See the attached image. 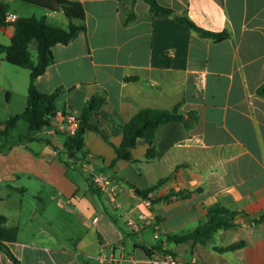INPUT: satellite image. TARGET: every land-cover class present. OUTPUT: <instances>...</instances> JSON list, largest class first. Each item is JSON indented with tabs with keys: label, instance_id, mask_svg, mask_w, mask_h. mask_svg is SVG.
<instances>
[{
	"label": "crops",
	"instance_id": "crops-1",
	"mask_svg": "<svg viewBox=\"0 0 264 264\" xmlns=\"http://www.w3.org/2000/svg\"><path fill=\"white\" fill-rule=\"evenodd\" d=\"M7 1L10 14L33 16L22 13L33 4ZM70 1L83 5L85 30L54 46V62L36 81L41 93L63 88L60 112L78 115L89 98L105 93L116 146L120 125L142 109L180 107L196 120L190 128L182 121L159 126L154 160H146L148 146L139 141L132 151L138 162L120 160L114 170V146L86 132V162L116 174L115 199H100L81 169L85 161L67 158L66 133L51 126L30 133L20 120L9 141H0V215L19 229L8 243L19 264H154L136 245L153 247L167 234L196 228L213 205L236 212L237 224L209 246L188 240L164 248L183 264H264V97L257 93L264 83V0H157L175 15L153 12L144 0ZM43 11L49 24L63 21L62 12ZM176 16L228 37H203ZM14 32L12 24L0 26V44L9 45ZM29 80L28 69L0 57V123L24 112ZM162 179L153 198L171 190L188 196L148 205L141 190ZM0 264L15 263L0 249Z\"/></svg>",
	"mask_w": 264,
	"mask_h": 264
},
{
	"label": "trees",
	"instance_id": "trees-1",
	"mask_svg": "<svg viewBox=\"0 0 264 264\" xmlns=\"http://www.w3.org/2000/svg\"><path fill=\"white\" fill-rule=\"evenodd\" d=\"M41 7L51 12H62L68 20L67 28L51 25L46 17H18L14 22L7 20L10 6L7 0H0V26L12 24L15 32L9 45L0 44V57L7 62L30 71L27 105L21 115L13 116L0 123V141L5 144L12 137L18 122L24 120L28 124L29 132H39L46 126H50L57 112L58 99L63 94V88L56 89L53 93H41L36 86L37 78L54 62L53 48L57 44H68L76 38L80 32L85 30L86 14L83 5L78 1L70 0H20ZM151 11H158L166 15H175L173 10L162 6L157 0H144ZM178 19L188 23L190 27L203 37H209L217 41L227 39L228 33H214L197 27L187 17L176 16ZM135 19V14L128 15V22ZM257 93L264 97V83L258 88ZM106 103V94L98 92L86 101V105L80 114L77 115L79 126L73 135L66 134L65 153L69 160L74 162L87 161L88 151L85 148V134L88 131H95L110 144V126L117 123L114 117L103 111ZM63 116L71 113L69 110H61ZM96 117L98 122L94 123ZM195 117L190 115L186 119L180 107L168 110L153 108L142 109L132 116L126 124L120 125L123 130L122 141L119 145H113L117 158L111 163L109 169L114 170L120 160H127L137 163L133 158L132 151L139 141L147 144L146 160L151 161L156 158V148L154 138L156 129L170 121H182L186 127L190 128ZM112 178L116 174L110 175ZM117 178V177H116ZM168 179H162L147 189L141 190L140 194L150 201L151 206L158 202H169L174 197H186L188 192H177L171 190L166 196L156 198L151 195ZM91 188L94 193L102 199L103 194L93 186L90 179ZM237 213L221 205H213L208 208L206 218L194 229L184 230L179 233L167 234L160 238L153 247L136 245L141 247L146 254L153 259L154 255L164 256L171 251L164 248L165 243L180 244L188 240H193L196 244L209 246L217 232L235 226ZM159 221V217H155ZM6 218L0 215V249L15 264H19L18 259L10 250L8 243L17 240V227L5 225ZM241 246V243L227 247H215L219 252L231 251Z\"/></svg>",
	"mask_w": 264,
	"mask_h": 264
},
{
	"label": "built area",
	"instance_id": "built-area-1",
	"mask_svg": "<svg viewBox=\"0 0 264 264\" xmlns=\"http://www.w3.org/2000/svg\"><path fill=\"white\" fill-rule=\"evenodd\" d=\"M15 14H8L7 20H16ZM51 128L53 132H64L68 135H73L78 126L79 120L77 115L69 113L64 115L61 112H57L56 117L51 122ZM82 171L88 176L91 183L97 188L103 195L115 199L118 195L119 187L114 178L106 174L103 171H98L89 162H84L81 165ZM148 205H151L150 201H147ZM126 222L135 230H140L141 227L132 218L126 216ZM157 238L158 235L155 234ZM154 264H183L173 254H166L164 256H156L152 259ZM106 264H114V259H107Z\"/></svg>",
	"mask_w": 264,
	"mask_h": 264
},
{
	"label": "rangeland",
	"instance_id": "rangeland-1",
	"mask_svg": "<svg viewBox=\"0 0 264 264\" xmlns=\"http://www.w3.org/2000/svg\"><path fill=\"white\" fill-rule=\"evenodd\" d=\"M22 13L25 16H32L33 15L35 17H41L43 15L44 11H43V9H41L38 6L29 5V7H26ZM62 17H63V21L53 22L52 20H50L51 24H53L55 26L67 28L68 20L64 16H62ZM23 122L26 124V121H23ZM27 203H29V201L26 202V204Z\"/></svg>",
	"mask_w": 264,
	"mask_h": 264
},
{
	"label": "water",
	"instance_id": "water-1",
	"mask_svg": "<svg viewBox=\"0 0 264 264\" xmlns=\"http://www.w3.org/2000/svg\"><path fill=\"white\" fill-rule=\"evenodd\" d=\"M140 190L136 189V192H139Z\"/></svg>",
	"mask_w": 264,
	"mask_h": 264
}]
</instances>
